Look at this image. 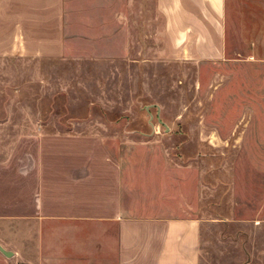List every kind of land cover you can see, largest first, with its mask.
<instances>
[{"label":"rangeland","instance_id":"obj_1","mask_svg":"<svg viewBox=\"0 0 264 264\" xmlns=\"http://www.w3.org/2000/svg\"><path fill=\"white\" fill-rule=\"evenodd\" d=\"M98 1L114 7L88 8L82 25L69 9L79 32L59 54L0 27V214L27 208L40 146L92 137L120 163L132 208L200 219L199 264H264V55L238 40L235 0L219 62L171 48L154 0ZM11 225L0 220L10 246Z\"/></svg>","mask_w":264,"mask_h":264},{"label":"crops","instance_id":"obj_2","mask_svg":"<svg viewBox=\"0 0 264 264\" xmlns=\"http://www.w3.org/2000/svg\"><path fill=\"white\" fill-rule=\"evenodd\" d=\"M228 4L229 0H154L168 45L184 57L211 62L223 60L227 53ZM90 7L114 4L0 0V27L20 46L27 43L34 54H59L69 32H79L67 26L69 9H77L75 17L82 25ZM235 10L238 40L248 43L250 56L260 58L264 0H235ZM56 140L33 155L27 208L0 214L1 221H12L11 246L0 241L11 255L0 251V264L200 263L201 223L191 211L174 213L151 204L142 205L149 210L132 208L123 169L99 139Z\"/></svg>","mask_w":264,"mask_h":264},{"label":"water","instance_id":"obj_3","mask_svg":"<svg viewBox=\"0 0 264 264\" xmlns=\"http://www.w3.org/2000/svg\"><path fill=\"white\" fill-rule=\"evenodd\" d=\"M0 251L6 256H10L11 255V251H8V250L4 249L1 245H0Z\"/></svg>","mask_w":264,"mask_h":264}]
</instances>
